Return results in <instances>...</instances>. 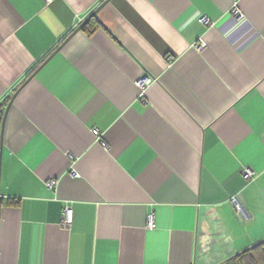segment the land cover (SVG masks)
Returning a JSON list of instances; mask_svg holds the SVG:
<instances>
[{"label": "crops", "instance_id": "crops-1", "mask_svg": "<svg viewBox=\"0 0 264 264\" xmlns=\"http://www.w3.org/2000/svg\"><path fill=\"white\" fill-rule=\"evenodd\" d=\"M14 93L0 264H234L264 242V0H0V107Z\"/></svg>", "mask_w": 264, "mask_h": 264}, {"label": "built area", "instance_id": "built-area-1", "mask_svg": "<svg viewBox=\"0 0 264 264\" xmlns=\"http://www.w3.org/2000/svg\"><path fill=\"white\" fill-rule=\"evenodd\" d=\"M233 13L236 16H242V11L238 8H235ZM201 21L205 24L210 23V19H208L207 17H204V16L201 18ZM151 82H152V79L148 78V77L140 78L137 81V84L141 89V95L143 97H146L145 92H144L145 87L148 86ZM95 133L97 134L98 131L96 130ZM253 174H254L253 171H251L250 169H248V168L243 169V177L246 180L253 178ZM55 185H56V180H54V179H51V180L46 182V186L48 188H53ZM231 201H232V205L234 207L235 212L237 214L244 215V203H243L241 197L239 195H235L232 197ZM73 221H74V209H73L71 203H67L64 207V210H63L61 225L63 228L70 229L72 224H73ZM155 226H156L155 220H154L153 215L151 214L147 220V227L150 229H154Z\"/></svg>", "mask_w": 264, "mask_h": 264}, {"label": "trees", "instance_id": "trees-1", "mask_svg": "<svg viewBox=\"0 0 264 264\" xmlns=\"http://www.w3.org/2000/svg\"><path fill=\"white\" fill-rule=\"evenodd\" d=\"M8 102H5V104L0 107V137H1V126L4 117L3 107L6 106ZM9 203L13 204V203H17V201L10 200ZM235 260L236 262L234 264H264V242L258 243L249 250L241 253L235 258Z\"/></svg>", "mask_w": 264, "mask_h": 264}, {"label": "water", "instance_id": "water-1", "mask_svg": "<svg viewBox=\"0 0 264 264\" xmlns=\"http://www.w3.org/2000/svg\"><path fill=\"white\" fill-rule=\"evenodd\" d=\"M99 8L96 9L95 11H93L65 40L64 42L51 54L48 56V58L40 65V67L38 69H40L57 51L60 50V48L74 35L76 34L78 31H80L84 25L87 24V22L96 16L97 12H98ZM35 74V73H34ZM15 94L14 93L12 95V98L11 100L9 101L8 105H7V108H6V111H5V114H4V117H3V121H2V126H1V137H0V176H1V162H2V151H3V133H4V125H5V121H6V116L13 104V100H14V97H15Z\"/></svg>", "mask_w": 264, "mask_h": 264}]
</instances>
